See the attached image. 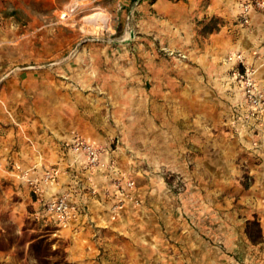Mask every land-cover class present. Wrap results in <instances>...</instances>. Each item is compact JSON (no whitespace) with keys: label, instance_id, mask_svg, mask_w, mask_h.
Listing matches in <instances>:
<instances>
[{"label":"rangeland","instance_id":"obj_1","mask_svg":"<svg viewBox=\"0 0 264 264\" xmlns=\"http://www.w3.org/2000/svg\"><path fill=\"white\" fill-rule=\"evenodd\" d=\"M14 1L4 13L20 27L0 45L6 126L29 145L27 134L40 140L45 166L62 177L58 196L76 208L67 226L28 219L22 229L43 235L28 264H264V184L252 189L247 168L227 179L193 159L197 141L231 131L229 106L242 96L226 84L236 68L228 57L241 54L230 44L264 39L258 0ZM199 84L204 94L184 93ZM199 98L204 115L188 108ZM76 140L99 148L97 165ZM0 160V175L42 193L30 167ZM88 212L95 220L80 230L90 241L78 242L72 223ZM7 232L2 246L19 235ZM77 245L93 249V263L72 259Z\"/></svg>","mask_w":264,"mask_h":264},{"label":"crops","instance_id":"obj_2","mask_svg":"<svg viewBox=\"0 0 264 264\" xmlns=\"http://www.w3.org/2000/svg\"><path fill=\"white\" fill-rule=\"evenodd\" d=\"M14 3V0H0V45H5L7 42V34L17 31L20 27L11 13H4L7 8V3ZM256 29H261V24H253ZM254 29V28H253ZM262 30V29H261ZM9 35V38H10ZM247 45L237 46L235 43L230 44L237 52H240L248 66L254 71L256 82L264 86V39L257 38L254 33L248 35ZM203 56V55H202ZM199 55H194V60L204 61V58ZM223 77L221 78V80ZM231 86L232 92L237 88V84H232L233 81L229 76L226 77ZM222 82V81H221ZM233 87V88H232ZM197 92L204 94L205 90L200 84L195 86V89L187 87L184 93ZM229 106L228 124L231 131L227 134H214L212 138H207L210 145L205 146L204 143L199 146V153L193 156L194 161L206 168H211V172L224 174V178L229 179L230 173H238L242 168H247L254 174L255 182L252 189L258 188L259 183L264 184V114L251 116L247 114L246 107L243 105L241 98L235 97ZM189 109L194 108L200 115H204L206 110L205 99L199 98L189 103ZM187 109V108H186ZM188 110V109H187ZM199 116V114H198ZM200 119V118H199ZM11 120L5 114L4 109L0 105V154L3 159H8L12 163L26 165L31 168V175L41 179L42 173L48 167L45 166V160L49 157L46 153L40 140L32 138V145L23 140L21 133L15 139L13 132L6 125ZM18 139V140H17ZM17 141L19 142L16 146ZM15 147V148H14ZM209 148V150H206ZM210 171V170H209ZM221 180V179H220ZM62 177H57L53 184L46 185L42 182V193H34V198L30 195V190L25 185H19L16 181L11 180L6 175H0V264H28V261H35L32 257L30 249L37 244L43 235L30 236L27 227L22 229L28 219H42L43 221L55 220L54 216H49L44 213V204L55 199L62 190ZM31 206V210L30 209ZM29 207V208H28ZM101 210V208H98ZM95 215V214H94ZM46 216V217H45ZM49 216V217H47ZM97 217V215H95ZM91 212L79 216V219L74 220L72 225L77 231V240L82 242L84 239H90L89 231H81L80 229L88 228L84 223H89V220H95ZM75 225V226H74ZM13 226L14 233L19 234L16 239L2 246V241L6 240L8 235L7 230ZM87 237V238H86ZM90 241V240H89ZM80 247H82L80 245ZM20 248L22 257L17 258V250ZM72 259L79 262H91L94 256L93 249L81 248L79 246L71 248ZM28 260V261H27Z\"/></svg>","mask_w":264,"mask_h":264},{"label":"built area","instance_id":"obj_3","mask_svg":"<svg viewBox=\"0 0 264 264\" xmlns=\"http://www.w3.org/2000/svg\"><path fill=\"white\" fill-rule=\"evenodd\" d=\"M257 4L264 8V1H257ZM228 60L236 64V68L231 71V80L234 81L241 91L242 102L246 107L247 114L255 116L257 114H264V86L259 85L254 77V71L245 64L241 54H233L228 57ZM241 65L239 69L237 66ZM75 151L82 152L86 160L91 165H97L100 160L101 151L89 142L76 140L73 144ZM0 160V171L3 169ZM13 174L20 179L25 180L31 185L36 181L30 179L28 170L22 168L20 165L12 167ZM58 169L47 168L43 171L41 180L43 183H52L58 176ZM39 190V187H36ZM67 195H61L55 199L44 204V212L55 216L58 223L62 226H67L70 220L76 215V208L69 204Z\"/></svg>","mask_w":264,"mask_h":264}]
</instances>
